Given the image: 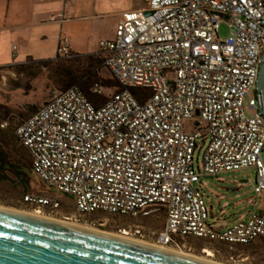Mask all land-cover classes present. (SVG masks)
<instances>
[{"label":"built area","instance_id":"1","mask_svg":"<svg viewBox=\"0 0 264 264\" xmlns=\"http://www.w3.org/2000/svg\"><path fill=\"white\" fill-rule=\"evenodd\" d=\"M98 46L121 89L99 107L77 86L53 92L15 131L31 173L69 196L79 215L136 219L160 207L161 248L181 252L188 238L230 249L264 241V207L224 225L212 218L200 186L202 177L253 169V204L264 196V120L255 94L264 0H147L122 13L114 38ZM57 55L75 57L66 39ZM133 87L147 97L139 101ZM23 202L60 207L29 195Z\"/></svg>","mask_w":264,"mask_h":264},{"label":"rangeland","instance_id":"2","mask_svg":"<svg viewBox=\"0 0 264 264\" xmlns=\"http://www.w3.org/2000/svg\"><path fill=\"white\" fill-rule=\"evenodd\" d=\"M146 1L87 0V7L83 10L85 21L82 27H76L79 33L77 37L79 47L86 50V53H74L79 56L58 60L56 52V56L51 60H36L29 57L23 64L0 67V130L10 131L14 135L17 148L27 154L19 145L15 135L18 126L40 109L51 98L53 92L64 91L71 87L68 86L71 74L94 71L99 81L92 90L94 88L99 90L97 95L104 103L117 92L118 83L103 65L98 42L113 39L116 23L121 19L122 13L144 8ZM218 36L221 39L228 36V27L224 21L219 24ZM9 40L3 42L0 46L1 50L9 49ZM45 42L47 43L41 47L31 46V49L42 57L50 56L52 42L50 40ZM1 125L5 126L1 127ZM28 174L27 180L24 179L23 182L22 179L18 182L11 178L8 171L0 172V209L18 214H33L38 211L47 218L63 220L115 235H121L123 228L127 231V227L130 226L131 231H128L129 235L127 234L129 239L159 247L156 237L165 221L164 211L160 207H149L136 219L98 211L79 215L69 196L48 188L31 171ZM20 183L25 188V193L22 198H17L13 187ZM253 183V169L220 173L212 178L202 177L201 191L212 218H221L224 220V225H229L241 218L253 217L257 210L264 207V196L253 204L255 198ZM27 195L56 200L60 207L51 210L48 207L27 205L23 202V198ZM133 226L140 228V234H133ZM184 242L186 248L180 250L181 252L218 264H264V241L231 249L219 244L205 243L196 238H188ZM205 249L212 253V257H206V254L202 253Z\"/></svg>","mask_w":264,"mask_h":264},{"label":"water","instance_id":"3","mask_svg":"<svg viewBox=\"0 0 264 264\" xmlns=\"http://www.w3.org/2000/svg\"><path fill=\"white\" fill-rule=\"evenodd\" d=\"M255 94L264 120V51ZM0 264L206 263L0 209Z\"/></svg>","mask_w":264,"mask_h":264},{"label":"crops","instance_id":"4","mask_svg":"<svg viewBox=\"0 0 264 264\" xmlns=\"http://www.w3.org/2000/svg\"><path fill=\"white\" fill-rule=\"evenodd\" d=\"M87 4V0H0V46L6 39H11L9 49L0 48V67L23 64L29 57L51 60L56 56L59 42L64 39L68 41L71 53H86L79 47L76 27H82L85 21L83 10ZM47 40L53 45L50 56L35 54L31 46L41 47ZM262 210H257L255 215Z\"/></svg>","mask_w":264,"mask_h":264},{"label":"trees","instance_id":"5","mask_svg":"<svg viewBox=\"0 0 264 264\" xmlns=\"http://www.w3.org/2000/svg\"><path fill=\"white\" fill-rule=\"evenodd\" d=\"M76 56L79 55H75V57ZM56 59L60 60L61 58L57 55ZM89 60L92 61V58L89 57ZM97 81L99 80L94 74V71L92 73L88 70L81 74H71L68 86H78L84 96L95 107H99L103 105L104 102L100 99V96H98L97 93L92 92V88L97 84ZM117 89V91L121 89L119 84ZM129 90L139 101H143L147 97L145 90L141 88L133 87ZM6 171H8L14 181L19 182L23 179L22 181L24 182V179L27 180L29 176V158L25 152L17 148L16 139L10 131L0 130V172L5 173ZM13 190L17 198H22L25 193V188H23L21 183L13 187Z\"/></svg>","mask_w":264,"mask_h":264},{"label":"bare ground","instance_id":"6","mask_svg":"<svg viewBox=\"0 0 264 264\" xmlns=\"http://www.w3.org/2000/svg\"><path fill=\"white\" fill-rule=\"evenodd\" d=\"M19 215H22V216H25V217L34 218V219L41 220V221L55 223V224L62 225V226L72 227V228H75V229H78V230H82V231H86V232L99 234V235H102V236L110 237V238H113V239H117V240H120V241L128 242V243H131V244H134V245H139V246L150 248V249H157L159 251H163V252L168 253V254L177 255V256H180V257H183V258L199 261V262L206 263V264H218V263L212 262L210 260H207L205 258L202 259V258H199V257H195L193 255L185 254L184 252L172 251V250H168V249H165V248L157 247V246H154V245H151V244H146V243H141L139 241L137 242L136 240H131L127 236H125L126 233H123L121 235L109 234V233H106V232H102V231H99V230H96V229L89 228L87 226H82V225H78V224L76 225L75 223H69V222H67V221L65 222L63 220L61 221V220H57V219L47 218V217L42 216L40 214V212H38V211L34 212L33 214H27V213L26 214H22L21 213ZM202 253L206 254V257H212V253L209 250L205 249Z\"/></svg>","mask_w":264,"mask_h":264}]
</instances>
